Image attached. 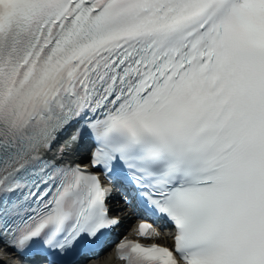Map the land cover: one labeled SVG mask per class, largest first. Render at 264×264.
<instances>
[{
  "label": "snow or ice",
  "instance_id": "obj_1",
  "mask_svg": "<svg viewBox=\"0 0 264 264\" xmlns=\"http://www.w3.org/2000/svg\"><path fill=\"white\" fill-rule=\"evenodd\" d=\"M117 188L174 228L123 264H264V0H0V264H97Z\"/></svg>",
  "mask_w": 264,
  "mask_h": 264
}]
</instances>
